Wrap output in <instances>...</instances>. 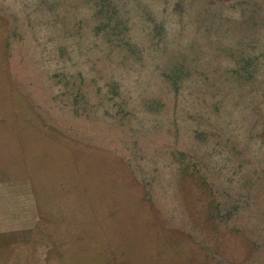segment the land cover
I'll return each mask as SVG.
<instances>
[{
	"label": "rangeland",
	"instance_id": "rangeland-1",
	"mask_svg": "<svg viewBox=\"0 0 264 264\" xmlns=\"http://www.w3.org/2000/svg\"><path fill=\"white\" fill-rule=\"evenodd\" d=\"M2 182L0 264H264V0H0Z\"/></svg>",
	"mask_w": 264,
	"mask_h": 264
},
{
	"label": "crops",
	"instance_id": "crops-1",
	"mask_svg": "<svg viewBox=\"0 0 264 264\" xmlns=\"http://www.w3.org/2000/svg\"><path fill=\"white\" fill-rule=\"evenodd\" d=\"M1 185V184H0ZM11 185V184H10ZM14 188L12 189L13 186H11V190H20V188H16L15 184ZM6 187L7 185H4V183L2 182V186H0V190H2L0 193L4 196L7 195L6 193ZM25 206L24 204L20 203V205H18L17 210H19L18 213V218H16L15 221H12L11 219H9V217L7 218L5 224H6V228L7 229H16L18 231H26L28 229H31L32 227L36 226V220L34 218V216H27V212L25 214Z\"/></svg>",
	"mask_w": 264,
	"mask_h": 264
}]
</instances>
